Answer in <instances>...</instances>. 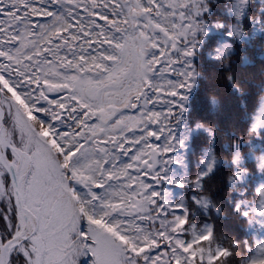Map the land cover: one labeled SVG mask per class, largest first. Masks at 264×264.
<instances>
[{
  "label": "snow or ice",
  "instance_id": "1",
  "mask_svg": "<svg viewBox=\"0 0 264 264\" xmlns=\"http://www.w3.org/2000/svg\"><path fill=\"white\" fill-rule=\"evenodd\" d=\"M256 39L264 0H0V264H264V88L250 112L243 72ZM204 61L237 99L223 146L193 118Z\"/></svg>",
  "mask_w": 264,
  "mask_h": 264
},
{
  "label": "trees",
  "instance_id": "2",
  "mask_svg": "<svg viewBox=\"0 0 264 264\" xmlns=\"http://www.w3.org/2000/svg\"><path fill=\"white\" fill-rule=\"evenodd\" d=\"M220 4L226 2V0H218ZM260 0H255V3L259 5ZM241 31L247 35L248 30L246 28H242ZM264 51V41L260 39H256L253 41L252 46L249 48L247 55L253 61L254 66L248 67L243 70L244 79L247 81V103L249 105V111L256 109L260 102L261 89L264 88V64H262L257 57L260 52ZM239 50H237V55L233 57L234 61L239 62L240 55H242ZM202 69L207 75L208 79L201 83V91L198 89L199 97L197 98V102L206 101L207 109L204 112H196L193 113V118L196 119H204L207 121H216L219 124V144L223 146L224 144L231 143L230 136L234 131L232 126V122L228 119L229 114L235 113V108L237 104V99L234 95H232L231 90L228 89L225 82L223 81L220 74L216 71L215 67L211 62L204 61L202 62ZM215 96L216 104L213 105L211 103V98ZM195 97H189L188 107L191 108L195 103ZM195 107V104H194ZM238 135L240 133H237ZM202 139L197 142L194 140L192 148L199 151V148L202 146ZM257 147L255 149V156L264 155L261 152V147L259 146V142H256ZM220 151V155L225 159L229 157V153L226 151ZM243 152L249 153L251 150L248 147L242 149ZM189 156H191V149L189 150ZM247 167L249 168V172L258 175L257 162L255 157L253 159L246 161ZM194 170V164H189V171ZM170 172L172 175L177 176L180 172L175 165L171 166ZM227 175V170H222L220 176L213 181L211 188L213 191H220L223 193L222 183L223 177ZM162 191H167L173 194V197H177L178 194L182 191L175 184H163L160 186ZM196 212V216L199 219V211L194 210ZM221 225H218V228ZM226 233L237 235V238H246L247 233L243 230V226L232 220L231 218L224 222L222 225ZM226 234L223 232L218 233V236L221 238V242L225 245L229 243L228 239H223ZM233 264H239V256H236L233 259Z\"/></svg>",
  "mask_w": 264,
  "mask_h": 264
},
{
  "label": "rangeland",
  "instance_id": "3",
  "mask_svg": "<svg viewBox=\"0 0 264 264\" xmlns=\"http://www.w3.org/2000/svg\"><path fill=\"white\" fill-rule=\"evenodd\" d=\"M221 194H223V193H221Z\"/></svg>",
  "mask_w": 264,
  "mask_h": 264
}]
</instances>
